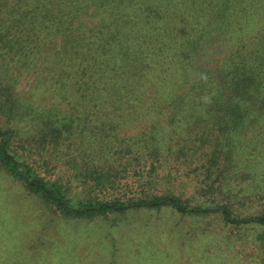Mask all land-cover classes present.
<instances>
[{
	"label": "rangeland",
	"instance_id": "374dc122",
	"mask_svg": "<svg viewBox=\"0 0 264 264\" xmlns=\"http://www.w3.org/2000/svg\"><path fill=\"white\" fill-rule=\"evenodd\" d=\"M125 1L127 8L130 3ZM193 2L171 0V5L180 8ZM213 4L211 9L204 3V15L197 9L188 11L194 14L190 18L201 16L195 24L179 17L168 20L173 35L163 48H158L162 42L154 41L166 34L162 24L151 39L145 38L148 50L132 43V68L138 80L148 83L142 91L147 109L129 104L107 112L73 108L64 106L67 101L57 105L59 93L30 92L26 100L44 104V110L29 111L33 123L27 129L16 127L21 131L11 148L72 203L174 195L192 206L225 203L235 216L264 213V122L236 131L241 122L194 119L204 104L213 114L207 101L188 111L172 109L170 103L191 82L200 91L211 82L217 91L224 90L229 51L241 40L264 43V0ZM138 5L133 1L134 11ZM248 9L254 13L250 20L245 17ZM147 21L150 26L155 23ZM259 36L263 38L257 40ZM148 51L152 58L146 61ZM254 53L258 57L264 51ZM149 70V76L143 75ZM260 75L264 81V73ZM53 106L58 123L43 117ZM61 120L68 124L64 128H75L76 134L69 131L73 142L51 141L50 128ZM190 126L208 133L209 151L197 153L198 158L191 151L176 150L188 143ZM0 264H264V230L254 223L228 224L219 212L182 214L172 205L71 213L33 193L0 166Z\"/></svg>",
	"mask_w": 264,
	"mask_h": 264
},
{
	"label": "trees",
	"instance_id": "16d2710c",
	"mask_svg": "<svg viewBox=\"0 0 264 264\" xmlns=\"http://www.w3.org/2000/svg\"><path fill=\"white\" fill-rule=\"evenodd\" d=\"M133 1L139 2L136 11L133 10ZM160 1H164L167 8ZM194 1L196 3L193 2L192 6L183 4L175 8L171 0H127L130 4L126 8L125 0H0V166L21 179L33 193L54 201L61 209L71 213L106 214L125 212L130 208L172 205L182 214L219 212L228 224L240 226L254 223L264 230V213L235 216L225 203L192 206L174 195L127 202L114 199L72 203L59 187L40 177L34 166L17 156L10 146L14 136L21 131L16 127L27 129L33 123L29 111L44 110V104L26 100L30 92L47 90L59 93L61 96L57 105L67 101L69 105L64 106L73 108L106 111L129 104L141 110L147 109L142 91L147 90L148 83L141 78L138 80L133 69L132 57L135 56L132 54H135V50L132 43L137 49L143 45L148 50L150 45L145 38L151 39L152 33L162 24L166 34H160L154 41L162 42L163 46L158 48H163L166 40L173 35V30L167 29L168 20L173 22L179 17L182 22V18L186 19L184 23L195 24L201 16L196 14L198 16L194 19L190 18L194 14L191 15L189 10L196 12L193 9H197L198 13L204 15L201 12L205 9L204 3L206 7H214V0ZM173 4L177 5L175 1ZM163 9H166L165 12ZM253 14L248 9L245 17L250 20ZM150 19H155L153 26L147 21ZM261 26H264V22ZM262 38L259 36L257 40ZM254 51L263 52L264 43L254 45V40H241L238 46L229 51V60L225 62L226 88L217 91L211 82L208 88L200 91L191 82L184 91L175 94L170 102L172 109L188 111L191 107L200 108L207 101L214 107L210 106L213 114H209L210 108L204 104L207 110L203 111V106L201 111L197 109L198 115L194 119L241 122L236 131L241 130V126L248 130L264 122V81L260 75L264 73V62L260 64L258 60V57L264 58V53L257 57ZM149 57L152 58L150 51L145 56L146 61L150 60ZM146 61H143V65ZM143 75L149 76L150 70ZM54 108L50 107L43 117L57 122L58 115ZM175 117L173 113L170 124L174 123ZM94 119V116H89V121L94 122ZM62 120L50 128V139L56 142L61 138V143L73 142L69 139V131L76 134L75 128H64L68 124H61ZM190 127L188 143L176 150L191 151L192 157L195 155L198 158L201 152L209 151L208 133ZM224 127L228 128L227 125Z\"/></svg>",
	"mask_w": 264,
	"mask_h": 264
}]
</instances>
